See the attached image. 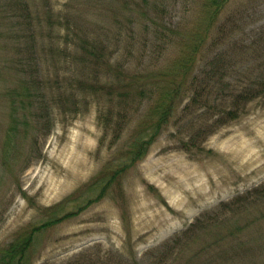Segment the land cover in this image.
<instances>
[{
  "label": "rangeland",
  "instance_id": "obj_1",
  "mask_svg": "<svg viewBox=\"0 0 264 264\" xmlns=\"http://www.w3.org/2000/svg\"><path fill=\"white\" fill-rule=\"evenodd\" d=\"M206 1L0 0V254L73 212L36 233L22 264H264V96L236 116L233 94L264 75V0H230L213 20ZM209 24L192 70L223 54L233 86L215 77L190 102L182 85L165 129L132 161L150 103L90 85L117 83L116 68L149 86L177 80ZM13 91L50 114L48 134L9 133ZM125 162L100 197L101 172Z\"/></svg>",
  "mask_w": 264,
  "mask_h": 264
},
{
  "label": "trees",
  "instance_id": "obj_2",
  "mask_svg": "<svg viewBox=\"0 0 264 264\" xmlns=\"http://www.w3.org/2000/svg\"><path fill=\"white\" fill-rule=\"evenodd\" d=\"M229 1L230 0H207L206 6L210 8L209 19H216ZM211 24L206 26L203 31H197V38L194 39V43L192 44L189 53L182 62V68L177 80L169 81L165 83L166 85L164 86H157L156 84L149 86L147 83L142 81L141 78H134L133 75L127 78L123 69L116 68L115 75L117 76V83L111 80L104 83H92L90 85L94 89H97V87L103 88V86H106L107 88L105 90L108 94V97L114 91V89L119 86V92L122 98H128L130 96L133 97L135 95L139 97L140 102L145 101L150 103V115L147 123L143 124L139 131H137L133 136V139L128 142V151L125 154H127L132 161L142 158L147 153L150 144L156 139L158 135L162 133L163 129H165L175 107L178 105V101L180 102L183 100V98L179 99L180 93H182V85H185L186 89L194 90V95H192L190 102H196L198 99V91L209 87L215 77L222 85H224V87L230 88L233 86V84H231L232 82H230L228 78L226 83H223V79H225L226 76V71L225 67L221 65V61L223 59L218 58L223 56V54H216L213 58H211V61L203 59V65L200 68H197V70H192L193 64L195 61H197L202 46L205 43L207 35L209 34L211 29L209 27ZM83 47L87 50L89 49L86 41L83 43ZM89 51L90 53L94 52L91 49H89ZM100 54H97L96 56L100 57ZM203 56H201V59ZM109 68L111 67L108 65V69ZM30 76H32V73ZM37 83L39 84L38 78L32 77L27 80L25 87L26 96L31 97L34 95L32 91L30 92L29 88L32 87L34 89V85ZM238 85H240V88L237 90V92L233 93L235 95L234 101H236L238 104L235 110L236 116L238 115L237 112L239 104H244L259 96H264V75L259 77H251L245 81H242L241 83H238ZM13 92H11L14 98L12 100L13 112L11 115L13 116L14 120L12 126L8 127L9 133H11L13 137L18 136L21 133L20 128L23 127L25 133L29 131L31 132L30 135H33V131L36 133L38 131H43V133L48 134L49 130L51 129L52 122L51 118L48 116L50 114L46 112L47 114L45 115L44 120L41 114L42 112H40L41 108L34 105L35 102L33 101L36 100L33 99V101L29 99L31 101L27 103H23L25 102V99H23L22 101H19L21 102V105H18V100L16 97L20 93L15 91ZM35 97L39 103H42L43 97L40 96L37 91L35 93ZM66 97L68 98V95H66ZM110 97L112 98V96ZM109 120H111V118ZM110 124L111 122H106V126H110ZM121 125L122 124L120 123V126ZM131 163L132 162H125L121 167L115 169L114 171L108 173L106 172L108 175H104V171L101 172L103 175L95 183V185H101L99 192L100 197L108 191V188L112 185L116 178L121 173L125 172ZM72 213L73 212H69L64 216L52 218L43 222L41 225H35L27 230H24L21 234H19V236H17V238L11 241L7 247L1 250L0 264H13L14 261H18L19 264H22V259L26 251L33 243L36 233L49 224L58 222L61 219L70 216ZM18 256H20L19 259H16Z\"/></svg>",
  "mask_w": 264,
  "mask_h": 264
}]
</instances>
